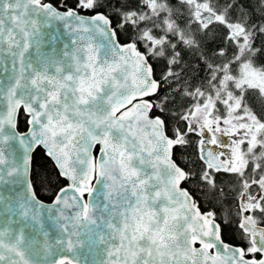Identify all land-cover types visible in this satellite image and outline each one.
<instances>
[{
	"label": "snow or ice",
	"instance_id": "6c2138e0",
	"mask_svg": "<svg viewBox=\"0 0 264 264\" xmlns=\"http://www.w3.org/2000/svg\"><path fill=\"white\" fill-rule=\"evenodd\" d=\"M0 264H264V0H0Z\"/></svg>",
	"mask_w": 264,
	"mask_h": 264
}]
</instances>
